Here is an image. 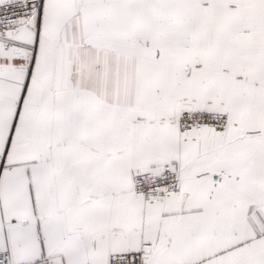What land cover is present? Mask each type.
<instances>
[{"label":"snow or ice","instance_id":"snow-or-ice-1","mask_svg":"<svg viewBox=\"0 0 264 264\" xmlns=\"http://www.w3.org/2000/svg\"><path fill=\"white\" fill-rule=\"evenodd\" d=\"M0 264H264V0H0Z\"/></svg>","mask_w":264,"mask_h":264}]
</instances>
